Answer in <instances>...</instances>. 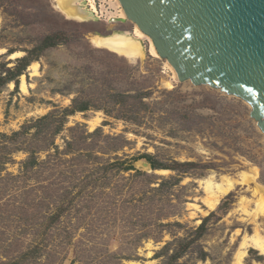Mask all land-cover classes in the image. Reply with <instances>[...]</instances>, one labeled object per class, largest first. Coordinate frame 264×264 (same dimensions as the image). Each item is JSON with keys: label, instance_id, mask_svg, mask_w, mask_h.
Here are the masks:
<instances>
[{"label": "rangeland", "instance_id": "rangeland-1", "mask_svg": "<svg viewBox=\"0 0 264 264\" xmlns=\"http://www.w3.org/2000/svg\"><path fill=\"white\" fill-rule=\"evenodd\" d=\"M94 1L97 12L72 0L88 16L79 20L57 0H0V77L31 61L26 92L21 76L0 86V264L32 248L18 264H234L264 188L252 108L173 80L115 1ZM50 37L55 46L36 50ZM97 38L136 42L143 56ZM75 100L89 109L71 113ZM213 174L237 189L209 210L200 180ZM245 264L264 256L249 249Z\"/></svg>", "mask_w": 264, "mask_h": 264}, {"label": "water", "instance_id": "water-1", "mask_svg": "<svg viewBox=\"0 0 264 264\" xmlns=\"http://www.w3.org/2000/svg\"><path fill=\"white\" fill-rule=\"evenodd\" d=\"M119 1L181 83L242 99L264 133V0Z\"/></svg>", "mask_w": 264, "mask_h": 264}, {"label": "bare ground", "instance_id": "bare-ground-1", "mask_svg": "<svg viewBox=\"0 0 264 264\" xmlns=\"http://www.w3.org/2000/svg\"><path fill=\"white\" fill-rule=\"evenodd\" d=\"M114 1L119 8V11L114 13L115 16L117 15V17H121V18H125V16L127 17L120 1L119 0H114ZM71 2L72 0H57L60 9L64 11L68 16L79 20L86 19L88 16L82 14L81 12L78 11V9L74 8ZM88 2L91 7V10L93 12H97L98 10L95 1L88 0ZM136 36L138 38H146L148 40L150 39L145 33H143L139 29L138 26L136 28ZM150 41H151V53L155 57H158L159 55L156 51L155 45L151 39ZM95 42L100 45H108V47H110L115 52L123 56H131V57L143 56V50L136 42L122 41V43L123 42L124 43L121 45L120 44L115 45L112 43L107 44L105 38H97ZM18 56H20V53H16L12 55V58ZM31 67L33 68L34 72L37 71V66L32 65ZM167 68H169L170 71L172 72L173 80L177 81L178 75L176 70L169 63L167 64ZM168 85H172V83ZM21 90L23 92L27 91V82L25 76H21ZM148 167H146V169H149ZM158 172L165 173L166 170H159ZM243 179L245 181L246 176H243ZM200 184L203 187L205 193V197L203 201L205 205L209 208V210H214L217 207V205L221 203L223 199L231 195V193L235 192L237 189L236 182L232 178H230V176H226V175L217 177L216 175L213 174L211 176H208L207 178L200 180ZM257 188H258L257 192H255L256 196L259 195L261 198H259L260 200L255 201L256 208L251 212L249 210H248L249 212H247L250 216H252V221L253 223H255V227H254L255 230L253 234L243 236L239 250L237 251L234 260V264H245V258L248 256L249 249H253L259 252L260 255L264 256V233L260 229V225L258 223L261 218H264V188L263 189L260 187ZM251 201L252 200H248L247 198H241L240 206L246 207L248 206V204H250ZM190 206L194 207L195 209L197 208L199 209V206L197 204L191 203ZM148 255L150 256L151 253H149ZM130 263L139 264L138 262L135 261H131Z\"/></svg>", "mask_w": 264, "mask_h": 264}, {"label": "trees", "instance_id": "trees-1", "mask_svg": "<svg viewBox=\"0 0 264 264\" xmlns=\"http://www.w3.org/2000/svg\"><path fill=\"white\" fill-rule=\"evenodd\" d=\"M54 40L55 39L53 37L46 38L36 48V50L40 51L42 49H46V48H50V47L55 46ZM18 62H19V67H17V69L13 70V69H9L8 68L7 72H6V75L0 77V86L6 85V84L11 83V82H15L16 85H18L19 81H18L17 78L22 75L23 71L31 64V61H29V58H24V59H19ZM78 103H79L78 100L74 101V104L76 106L73 108V110H71V113H74L76 111L84 112V111H87L89 109L88 106H81ZM46 119H48V116L42 118L40 122H42V121H44ZM18 135H19L18 133H15L13 135V137H16ZM33 163L38 164L36 160H33V158H31L30 160L24 162V167L26 168V170L29 169V167H31ZM127 170H135L139 174H144L141 171H138L137 169H127ZM168 247H169V245L166 247V249H168ZM36 250H37V248H32V249L28 250L26 253L21 254L20 257H16L14 259V261H13V259H10V260H7L6 262L3 261L1 264H18L21 261L25 260V258L28 259L29 257H31V254L35 253Z\"/></svg>", "mask_w": 264, "mask_h": 264}]
</instances>
